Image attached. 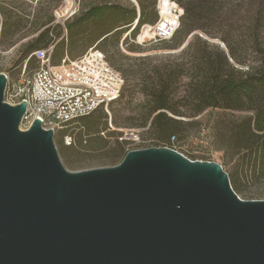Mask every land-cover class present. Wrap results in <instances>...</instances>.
Here are the masks:
<instances>
[{
	"label": "water",
	"instance_id": "95a60500",
	"mask_svg": "<svg viewBox=\"0 0 264 264\" xmlns=\"http://www.w3.org/2000/svg\"><path fill=\"white\" fill-rule=\"evenodd\" d=\"M6 84L0 264H264V199H241L221 164L148 147L69 171L39 118L20 129L26 102Z\"/></svg>",
	"mask_w": 264,
	"mask_h": 264
},
{
	"label": "trees",
	"instance_id": "16d2710c",
	"mask_svg": "<svg viewBox=\"0 0 264 264\" xmlns=\"http://www.w3.org/2000/svg\"><path fill=\"white\" fill-rule=\"evenodd\" d=\"M134 1L137 5L125 0H95L78 15L72 16L65 24L69 48L77 49L78 42L82 43L81 51L96 43L99 48L104 40L114 34L118 41L122 30L132 27L135 21L131 30L134 33L143 24L157 20L156 0L149 3L152 18L147 17L146 0ZM174 1L183 9L180 27L170 40L162 42L166 44L165 49L176 52L136 57L135 69L123 70L126 79L132 75L139 81L137 90L144 97L134 125L147 127L156 139L167 141V144L172 136L177 142L191 130L199 132L205 126L212 143L222 152L223 160L230 164L239 180L252 183L264 180V53L256 65L249 63L246 69L239 68L238 65L247 61L238 55L230 43L227 42L225 50L200 32H195L207 33L204 22L212 5L206 0ZM251 1L257 2L256 11L261 17L264 0ZM0 13H6L2 7ZM8 18L11 19V15ZM7 24L4 19L1 23L2 33ZM12 25L17 24L14 22ZM49 31L50 27L43 29L23 46L20 63L32 52L53 42L48 37ZM63 40L57 45H64ZM34 60L37 59L30 57L26 67L29 64L32 66ZM125 91L124 86L120 98ZM102 107L68 124L83 123L88 131L96 130L99 122L90 124L86 118ZM205 111H217V115L204 122L200 116ZM237 112L244 114H235ZM126 152L122 147L114 149L112 156L119 159L111 166L118 164ZM189 157L194 159V155Z\"/></svg>",
	"mask_w": 264,
	"mask_h": 264
},
{
	"label": "rangeland",
	"instance_id": "374dc122",
	"mask_svg": "<svg viewBox=\"0 0 264 264\" xmlns=\"http://www.w3.org/2000/svg\"><path fill=\"white\" fill-rule=\"evenodd\" d=\"M95 0H76L79 4L78 15L82 9L91 5ZM130 3V0H125ZM157 1V0H156ZM212 5L211 12L205 20L207 33L199 30L205 38L212 43L218 44L220 48L227 50V42L230 43L247 63L238 65L239 68L246 69L250 63L257 64L258 59L264 53V12L260 17L257 14V2L251 0H206ZM64 0H0V7L6 12L0 13V73L7 76L5 91V101L14 102L16 86L27 79L32 74V69L38 66V61L34 60L32 66L29 64L24 73L25 59L20 63V55L23 46L32 41L43 29L50 27L48 37L53 42L65 35V21L62 24L54 17V10L61 6ZM148 8L147 17L152 18V7L150 0H146ZM11 15V19L8 16ZM6 19L8 24L5 32H1V23ZM16 22V26L12 23ZM145 27L152 24L145 23ZM140 28L136 33L131 32L132 27L123 29L117 40L116 35L109 36L99 46L108 57L110 65L119 71L124 78L126 88L125 95L117 101L110 103L107 109L103 106L95 111L88 122H99L98 129L87 130L83 123H70L54 134L60 159L64 167L72 172L92 168L111 166L119 158L112 156L114 149L122 147L124 151L148 147H165L167 141H159L147 130V127H136L134 123L138 119L139 106L144 97L137 90L139 82L130 75L126 79L123 70L132 71L135 69L134 58L175 53L176 50H167L163 42H143L137 39ZM62 29V31H61ZM127 30V31H126ZM125 31V32H124ZM130 32L126 37V33ZM66 37V36H65ZM125 37V38H124ZM64 44L67 43L64 38ZM82 43L78 42L81 49ZM63 55V43L57 45L54 54V61L58 62ZM70 53L69 57H74ZM123 86V88H124ZM217 111L209 113L205 111L200 117L206 122L217 115ZM235 114H244L237 112ZM199 118V117H196ZM80 119V118H79ZM185 120H190L184 118ZM85 120V119H84ZM83 120V121H84ZM27 122L20 123V129L25 130ZM70 135L73 139L71 145H65L64 136ZM137 135V139H133ZM176 148L180 153L192 160L214 161L222 165L223 170L228 174L230 184L235 193L244 200L264 199V180L256 183L239 180L234 174L230 164H226L222 158V152L216 149L212 143L208 129L203 126L199 132L190 131L184 138L176 142ZM191 159V158H190Z\"/></svg>",
	"mask_w": 264,
	"mask_h": 264
},
{
	"label": "built area",
	"instance_id": "2783aa9c",
	"mask_svg": "<svg viewBox=\"0 0 264 264\" xmlns=\"http://www.w3.org/2000/svg\"><path fill=\"white\" fill-rule=\"evenodd\" d=\"M78 8L75 0H64L54 11L55 19L64 24L77 13ZM156 10L157 20L149 24V35L140 43L168 41L180 27L183 9L176 1L166 0L162 4L161 0H157ZM145 25L141 26L140 32ZM128 34L130 32L125 37ZM54 47L55 44L48 45L28 56L27 60L35 57L39 65L29 78L16 86V100L8 103L16 105L25 100L26 110L21 123H28L26 129L34 119L39 118L42 127L51 129L55 134L69 122L89 115L100 106L107 109L110 103L117 101L124 78L110 65L106 54L97 48V43L76 58L64 56L57 64L52 62ZM132 136L133 139L138 138L137 135ZM64 143L71 145L72 137L65 135ZM175 144L176 138L172 136L165 147L178 151Z\"/></svg>",
	"mask_w": 264,
	"mask_h": 264
},
{
	"label": "crops",
	"instance_id": "0c3cea01",
	"mask_svg": "<svg viewBox=\"0 0 264 264\" xmlns=\"http://www.w3.org/2000/svg\"><path fill=\"white\" fill-rule=\"evenodd\" d=\"M76 1V0H75ZM78 6H79V4H78ZM58 7H60V6H58ZM58 7H56L55 8V10L58 8ZM54 10V11H55ZM54 17H55V15H54ZM72 18V17H71ZM70 19V18H69ZM69 19H67V20H69ZM66 20V21H67ZM66 30V29H65ZM66 36V37H65ZM63 38H66V41H67V31H66V33H65V35L64 34H62V36H61V38H59L57 41H55V42H52V43H50L49 45H51V44H55V47H54V52H55V49H56V45H57V43L60 41V40H62ZM94 45V44H93ZM92 45V46H93ZM48 46V45H47ZM46 46V47H47ZM91 47V46H90ZM43 48H45V47H43ZM43 48H40V49H43ZM89 48V47H88ZM87 48V49H88ZM86 49V50H87ZM39 50V49H38ZM86 50H84V51H81V49H75V50H71L70 48H69V46H68V44L67 43H65L64 45H63V55H62V57L59 59V61L58 62H53L54 60V53H53V56H52V62L54 63V64H57V63H59L60 62V60L64 57V56H68L69 57V55H70V53H72L73 55L75 54V56L74 57H69V58H76V57H78V56H80V55H82ZM38 65H39V63H38ZM38 67V66H37ZM37 67H35V68H33L32 69V71L34 70V69H36Z\"/></svg>",
	"mask_w": 264,
	"mask_h": 264
},
{
	"label": "bare ground",
	"instance_id": "6f19581e",
	"mask_svg": "<svg viewBox=\"0 0 264 264\" xmlns=\"http://www.w3.org/2000/svg\"><path fill=\"white\" fill-rule=\"evenodd\" d=\"M165 1H166V0H161V3L163 4V3H165ZM149 29H150V25L147 26L146 28H142L141 33H140L139 36H138V39H139L140 41H142L143 38H145L146 36L149 35ZM126 34H127V33H126Z\"/></svg>",
	"mask_w": 264,
	"mask_h": 264
}]
</instances>
